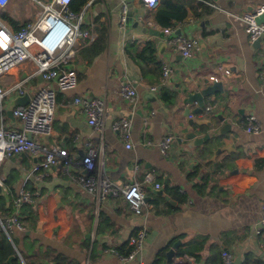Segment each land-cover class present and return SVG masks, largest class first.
Returning a JSON list of instances; mask_svg holds the SVG:
<instances>
[{
	"label": "crops",
	"instance_id": "0c3cea01",
	"mask_svg": "<svg viewBox=\"0 0 264 264\" xmlns=\"http://www.w3.org/2000/svg\"><path fill=\"white\" fill-rule=\"evenodd\" d=\"M79 1L72 4L82 8L83 30L89 37L79 41L78 54L69 65L84 68L77 71L75 89L57 91L53 134L38 139L47 148L57 144L66 149L72 165L61 163L31 178V171L43 160L42 152L23 153L0 164V181L10 193L9 199L15 200L22 190L29 191L32 202L27 203L34 205L37 215L33 229L24 231L9 223L20 249L29 255V247H34V253L42 252L44 258L57 264H167L172 250L174 258L188 255L194 264H226L224 253L230 254L231 264H244L252 257L264 261L263 238L255 234L264 205V40L256 48L240 20L250 7L264 0H184L188 16L174 30L197 41L189 59L179 56L172 46H167L163 54L159 52L167 36L154 24L158 8L149 9L142 0H84L78 5ZM203 8L209 9V14L196 16L195 12L201 14ZM125 9L135 12L134 23L143 24L137 28L122 25ZM37 12L29 0H9L0 8V25L16 32ZM144 29L151 32L144 33ZM154 31L160 36L156 37ZM101 33L99 46L103 51L92 61L82 57L80 53L100 40ZM150 42L156 45L158 62L172 68L166 83L158 65L145 64V76L126 53L130 44L141 51ZM24 78V72L15 71L0 84L9 88ZM212 78L226 86L224 95L218 93L210 99L216 103V112L222 111L227 122L235 125L236 131L225 137V144H234L235 150L218 159L216 171L212 162L207 171H198L196 149L182 153L180 146V165L173 159L178 147H172L167 155L161 153L163 137L173 135L176 139L178 134L187 133L191 116H184L189 106L183 105V94L176 107L166 106L159 88L163 86L172 93L193 90ZM46 84L37 78L27 88L33 91ZM126 84L137 91L134 102L121 95ZM51 85L56 87V82ZM153 86L157 91L150 89ZM76 98L102 99L106 103L102 130L89 124ZM250 116H255L262 127L258 135L247 132ZM124 118L133 124L129 141L113 130V123ZM5 126L17 130L21 123L11 120L5 111ZM89 149L97 153L92 171L83 164ZM224 157L229 159L228 165L223 164ZM101 176L112 183L117 194L104 193L99 185L90 190L83 182L93 178L98 184ZM134 181L148 198L145 218L135 215L119 193ZM155 190L164 194L156 195ZM142 229L146 231L142 251L136 259L125 260L131 240Z\"/></svg>",
	"mask_w": 264,
	"mask_h": 264
},
{
	"label": "built area",
	"instance_id": "2783aa9c",
	"mask_svg": "<svg viewBox=\"0 0 264 264\" xmlns=\"http://www.w3.org/2000/svg\"><path fill=\"white\" fill-rule=\"evenodd\" d=\"M73 0H29L37 9V15L24 25L20 31L12 32L6 25H0V81L11 75L15 71L24 72L25 78L19 79L14 85L5 88L0 84V164L7 159L20 156L23 153L37 155L43 153V160L31 171L29 177H33L41 170H47L61 163L65 167H70L72 161L68 151L59 145L47 148L39 144L38 139L53 134V123L57 109V91H70L78 85L77 71L68 68L70 61L78 54L79 41L89 37V33L83 30L84 12L75 14L70 6ZM149 9H157L160 0H142ZM9 0H0V8L5 7ZM126 9L121 17V24H125ZM264 15V2L254 6L252 11L245 12L240 20L244 24L247 34L252 43L264 35V22L258 19ZM167 36V46H172L174 50L181 53L185 59L192 56L194 49L198 46L196 40L188 39L178 35L174 29L163 30ZM164 79L166 83L172 74V68L164 65ZM228 75L229 71H225ZM42 76L46 85H41L35 90L27 88V84ZM264 78V70L261 73ZM55 81L56 87L51 83ZM212 81H218L212 78ZM153 92L157 87L150 88ZM29 92L30 102L26 106L15 108L14 116L21 123L17 130H8L5 126V111L8 102L17 95H25ZM124 99L134 102L137 91L129 84L121 89ZM75 102L80 104L89 117V124L102 130L105 117L107 116V106L102 99H81L76 98ZM132 121L128 118L118 120L113 123V130L120 133L125 141H129L132 129ZM247 132L258 135L262 132V127L255 116H250L247 123ZM31 135V138H29ZM174 142L173 135H166L160 142V150L163 155H167L172 149ZM130 147V144H127ZM97 153L94 149L87 151L83 160L85 167L92 171L95 167ZM83 182L90 189L94 190L98 185L104 193H115L111 182L106 177L101 176L98 184L93 178L84 179ZM157 188H160L158 185ZM124 200L131 207L135 215L146 217L145 193L142 186L134 181L124 185L119 189ZM25 202H32V194L22 190L15 202L19 210ZM10 222L18 225V219L14 218ZM255 234L263 238L261 244L264 250V205L262 207L260 223L255 229ZM146 238L145 229L139 230L136 237L131 240L132 252L125 260H134L142 251ZM226 264H231V256L223 254ZM172 264H194V260L189 256H176Z\"/></svg>",
	"mask_w": 264,
	"mask_h": 264
},
{
	"label": "water",
	"instance_id": "95a60500",
	"mask_svg": "<svg viewBox=\"0 0 264 264\" xmlns=\"http://www.w3.org/2000/svg\"><path fill=\"white\" fill-rule=\"evenodd\" d=\"M262 1V0H261ZM254 7H250L249 11H252ZM134 15L135 12L133 10H128L126 13L125 25L127 28H137L140 24H143V21H136L134 23ZM258 21L260 23L264 22V15L261 16ZM203 24V23H202ZM151 32L150 29H144L143 32ZM182 33L181 30H177V34L180 35ZM156 37L160 36L159 31H154L153 33ZM262 40H264V35L261 36L257 41L254 42V46L256 48H260ZM167 49V44L162 43L159 49L161 54ZM181 56V53H178ZM69 70L71 71H83L84 65H69ZM38 79L42 82L43 78L40 75ZM161 86L159 89H163ZM226 86L224 82L221 81H210L205 80L203 83H198L195 86V89H184L175 93L176 98L173 104H166V106H175L178 104V98H180V94L184 95L182 100L183 105L189 106L184 112L185 118H189L188 127L189 131L184 135H177V138H174V142L172 147H178L179 151L173 156V159L177 161V164L180 165V146H182V153H186L196 149L198 154V160L200 163L198 168L201 171H207L209 168V163H213V171L217 170L218 159L222 157L225 153H231L235 150V145L225 144V137L231 132L236 131L235 125L230 121L227 122V118L225 117L222 111L216 112L217 106H215L214 99L218 93L225 94ZM181 92V93H180ZM31 100V96L29 92H26L25 95H17L15 98L11 99L7 105L6 113L7 116L11 120H15L14 110L20 106H26ZM211 100V101H210ZM196 105L195 108L191 109L190 106ZM174 107V108H175ZM193 116V117H192ZM199 117L198 119H194V117ZM201 118V119H200ZM203 118V119H202ZM219 124H223L219 127ZM31 138V135H29ZM66 140V139H65ZM206 154H211L210 158L205 156ZM189 155H193L189 153ZM223 163L228 165L229 159L227 157L223 158ZM193 165H191V168ZM234 173H238L237 170L233 171ZM156 195L162 196L164 194L163 190H155ZM0 196H8L7 190L4 188L3 184L0 181ZM148 198L145 199L147 201ZM168 261L167 264H172L174 259V251H170L168 253ZM44 264H55L45 262Z\"/></svg>",
	"mask_w": 264,
	"mask_h": 264
},
{
	"label": "trees",
	"instance_id": "16d2710c",
	"mask_svg": "<svg viewBox=\"0 0 264 264\" xmlns=\"http://www.w3.org/2000/svg\"><path fill=\"white\" fill-rule=\"evenodd\" d=\"M84 0L79 1L78 5L84 4ZM73 3V2H72ZM70 6V9L75 14H80L83 12L81 7H77V5L72 4ZM184 0H160V5L156 11L155 14V22L154 23L157 27H161L162 30L167 28H175V25L180 22H184L188 16V12L185 9V6L183 5ZM72 7V8H71ZM203 14H209V9L203 8V13L195 12L196 16H201ZM9 16L5 15V19H8L9 22L16 26V24L12 21V19L8 18ZM22 29V28H21ZM21 29H17V31H20ZM102 33H105L104 31ZM101 33V39L92 43V45L83 50L80 55L82 57L88 58L90 61L95 59L102 51L103 47L99 46V43L103 41ZM156 45L154 42L148 43L146 48H144L141 51H138V46L135 44H130L126 47V53L128 56L136 63L138 64L142 71L144 72V75L146 76L145 72V64H156L158 65V73L163 76V68L164 65L161 62H158L156 58ZM94 51V52H93ZM176 95L173 94L171 91L165 89L161 90V96L160 99L162 102L166 104H173L175 102ZM264 161L261 160V164H263ZM225 164V163H223ZM198 171H201L199 168H197ZM196 171V170H195ZM195 176V174H194ZM205 181V185L208 184V179L203 178ZM10 193H8V196H1L0 197V264H44L46 261H48L46 258L43 257V253H34L33 248H30V254L27 255L25 252H23L19 247V242L11 233L9 229V223L12 219L17 218L19 226L21 229L28 230L33 229V225L36 222V211L33 204L30 203H23L19 210L16 208L15 200H12L10 198ZM132 247L127 252L126 256L128 257L132 252ZM188 256V255H183ZM199 259V258H198ZM50 262V261H48ZM55 263L56 262H50ZM244 264H264V261L252 257L246 259V262Z\"/></svg>",
	"mask_w": 264,
	"mask_h": 264
}]
</instances>
